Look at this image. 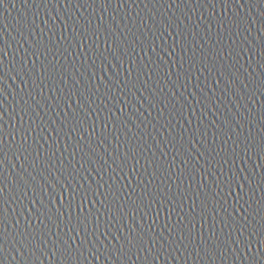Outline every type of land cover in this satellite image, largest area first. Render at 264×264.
<instances>
[{"label":"water","instance_id":"1","mask_svg":"<svg viewBox=\"0 0 264 264\" xmlns=\"http://www.w3.org/2000/svg\"><path fill=\"white\" fill-rule=\"evenodd\" d=\"M0 161V264H262L264 0H0Z\"/></svg>","mask_w":264,"mask_h":264},{"label":"snow or ice","instance_id":"2","mask_svg":"<svg viewBox=\"0 0 264 264\" xmlns=\"http://www.w3.org/2000/svg\"><path fill=\"white\" fill-rule=\"evenodd\" d=\"M124 155H125V157L127 156V154H124ZM37 156H39V153H37ZM3 163H4L3 161H0V165H2ZM33 170L36 172V175L33 176L31 173H29V174H28V177H31L30 180H31L32 182L35 181L36 183H39V184H40L41 181H42V180L40 179V176H41V175H44V174H43V172H41V171L39 170L38 167H34ZM49 170L53 171L51 168H50ZM59 171H62V170L57 169V170H55V171H53V172H54L55 175L57 176V172H59ZM57 178H58V177H57ZM19 179H20V182H21V183H23V184H25V185H29V179H25L24 177H20ZM58 179H59V178H58ZM29 186H30V185H29ZM61 187L63 188L64 185L61 184ZM243 231H244V229L241 228V229H240V233L243 232ZM180 236H181L182 239H183V233H180ZM25 239H27V238L25 237V238L19 240L18 243H19V245H23L24 248H27V249L29 250V253H32V252L34 251V248H36V249H38V248H42L43 245H44L45 243L48 244V241H43V242H42V240L37 241L36 239H32V240H30L28 243H25V242H24ZM50 241H51V243H52V245H53V248L51 249L52 251L61 250V249H59L58 247H56V241H55L54 239H52V237H51V240H50ZM4 242H5V241H4L3 239H0V248L3 247ZM65 243H66V242H65ZM127 243H128L129 245H132L133 247H136L137 250H139V247H138V246L141 244V241H140V240H136V243L133 244V241L129 240V241H127ZM169 244H171V242H169ZM213 244H214V242H213ZM13 246H15V243H13ZM15 247H16V246H15ZM216 247H217V249H218V246H216ZM16 249H17V251H20V247H16ZM112 251L115 252V253H116V252H124V246L122 245L120 250L113 249ZM149 251H151V249H149ZM204 251L206 252V254H211V252H212V250H211L210 248H205ZM124 254H126V252H124ZM220 254L223 255V253H220ZM20 255H21L23 258L25 257L23 251H20ZM262 264H264V261H262Z\"/></svg>","mask_w":264,"mask_h":264}]
</instances>
